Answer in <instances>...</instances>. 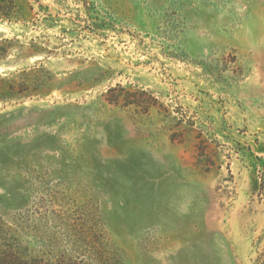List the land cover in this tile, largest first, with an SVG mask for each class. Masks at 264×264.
<instances>
[{
    "label": "rangeland",
    "instance_id": "rangeland-1",
    "mask_svg": "<svg viewBox=\"0 0 264 264\" xmlns=\"http://www.w3.org/2000/svg\"><path fill=\"white\" fill-rule=\"evenodd\" d=\"M0 21V223L125 264L264 248V0H32Z\"/></svg>",
    "mask_w": 264,
    "mask_h": 264
},
{
    "label": "trees",
    "instance_id": "trees-1",
    "mask_svg": "<svg viewBox=\"0 0 264 264\" xmlns=\"http://www.w3.org/2000/svg\"><path fill=\"white\" fill-rule=\"evenodd\" d=\"M33 12L32 0H0V21L28 22ZM61 229L67 243L48 244L41 237L31 241L24 226L0 223V264H125L118 249L106 241L104 227L84 223ZM255 264H264V248Z\"/></svg>",
    "mask_w": 264,
    "mask_h": 264
}]
</instances>
